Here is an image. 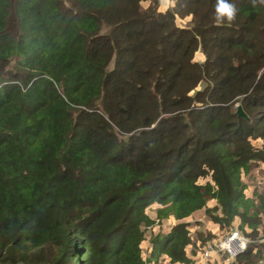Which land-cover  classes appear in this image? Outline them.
Segmentation results:
<instances>
[{
    "label": "trees",
    "instance_id": "16d2710c",
    "mask_svg": "<svg viewBox=\"0 0 264 264\" xmlns=\"http://www.w3.org/2000/svg\"><path fill=\"white\" fill-rule=\"evenodd\" d=\"M161 1L0 0V264H196L194 227L258 230L264 0Z\"/></svg>",
    "mask_w": 264,
    "mask_h": 264
},
{
    "label": "rangeland",
    "instance_id": "374dc122",
    "mask_svg": "<svg viewBox=\"0 0 264 264\" xmlns=\"http://www.w3.org/2000/svg\"><path fill=\"white\" fill-rule=\"evenodd\" d=\"M144 4H146V2H144ZM172 6H173L172 0H162L161 1V4H160V7L162 9H165L166 7H172ZM189 18H190L189 15H187L185 17L184 16L181 17V16L177 15L176 16V21L180 25H187ZM203 56H204V53L200 49H198L194 53L193 59L194 60H202ZM154 204H152V205H154ZM259 219H260V221L257 222V225H258L257 227H259V228H257L258 230L254 234H252L251 236L248 235V232L250 230L249 228H247L246 231H243L241 228L236 227L237 230H238V232H239V234H242L244 237H246V239H247V242L246 243H248V244L250 242L256 244V243H259L260 241H264V222H263V220H264V213H262L259 216ZM202 227L203 226L194 227L192 229V231L193 232L194 231L195 232H201L200 233V236L204 240H206V242H214V241L218 240L219 238H222V237L226 236L228 233H230L229 231H227L225 233H216V235L215 234L214 235H209L207 237L206 233L204 234V231L202 232V230H201ZM236 228L235 227L234 228H231L230 231L232 229H236ZM142 249H143V254L144 255H147V252H146L147 251V247H146L145 242L142 243ZM195 260H196V258H195ZM236 261H237V256L236 257H230L227 253L221 252V253H218L216 255V257L215 256H212V255H210L209 257H203L202 256L199 259V262H197L196 264H208V263L209 264H235ZM258 264H264V259L262 261H259Z\"/></svg>",
    "mask_w": 264,
    "mask_h": 264
},
{
    "label": "built area",
    "instance_id": "2783aa9c",
    "mask_svg": "<svg viewBox=\"0 0 264 264\" xmlns=\"http://www.w3.org/2000/svg\"><path fill=\"white\" fill-rule=\"evenodd\" d=\"M246 242V237L239 234L237 229H232L226 236L214 242H208L201 254L203 257H209L212 252H223L227 253L230 257H235L246 248Z\"/></svg>",
    "mask_w": 264,
    "mask_h": 264
},
{
    "label": "crops",
    "instance_id": "0c3cea01",
    "mask_svg": "<svg viewBox=\"0 0 264 264\" xmlns=\"http://www.w3.org/2000/svg\"><path fill=\"white\" fill-rule=\"evenodd\" d=\"M250 173H251V171L249 172V174ZM255 173H256L255 177H262L264 179V162L260 164V166L256 169ZM255 183L256 182H255L254 178L252 180L251 179L248 180V185H247V187L245 189V194L246 195L253 196L254 190L257 189ZM214 202L215 201L212 200V204H214ZM162 221H163V223L165 222L167 224H170V223L172 224L174 222V218L172 216H169V217L163 219ZM205 227L208 228V230L211 231L212 233H219V226L215 222H211V221L210 222H206L205 223ZM217 254L218 253H216V252H212L211 253V255L215 256V257H216Z\"/></svg>",
    "mask_w": 264,
    "mask_h": 264
},
{
    "label": "water",
    "instance_id": "95a60500",
    "mask_svg": "<svg viewBox=\"0 0 264 264\" xmlns=\"http://www.w3.org/2000/svg\"><path fill=\"white\" fill-rule=\"evenodd\" d=\"M236 114H237V116L238 117H242V118H244V119H246V120H249V116H248V114L244 111V109H243V107H242V105L241 104H237V106H236Z\"/></svg>",
    "mask_w": 264,
    "mask_h": 264
},
{
    "label": "clouds",
    "instance_id": "9594fccd",
    "mask_svg": "<svg viewBox=\"0 0 264 264\" xmlns=\"http://www.w3.org/2000/svg\"><path fill=\"white\" fill-rule=\"evenodd\" d=\"M232 17H231V15H229V19H231Z\"/></svg>",
    "mask_w": 264,
    "mask_h": 264
}]
</instances>
